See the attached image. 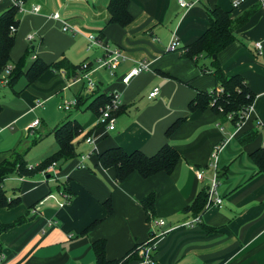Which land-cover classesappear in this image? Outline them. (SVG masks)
<instances>
[{
  "label": "crops",
  "instance_id": "crops-1",
  "mask_svg": "<svg viewBox=\"0 0 264 264\" xmlns=\"http://www.w3.org/2000/svg\"><path fill=\"white\" fill-rule=\"evenodd\" d=\"M129 1L133 21L126 27L108 25L110 0H27L16 15L12 67L29 50L25 70L34 60L47 65L64 58L75 66L91 63L96 91L119 93L122 108L115 129H106L98 123L99 114L88 108L95 93L89 94L83 81L69 85L70 79L53 69L28 87L25 75L14 86L2 84L6 89L0 91V163L14 151L24 152L29 167L44 162L58 150L54 130L68 120L77 121L84 132L75 140V158L57 162L46 174H12L5 180L7 197L19 201L0 209V222L27 220L0 236V264H96L93 244L99 240L106 242L107 259L118 261L151 234L157 236L156 264H264V174L251 158L264 147V5L247 0L233 8L231 0H185L191 6L182 8L179 0ZM13 5L14 0H1L0 16ZM216 7L230 12L233 19L254 10L236 31L235 41L218 55L225 74L242 76L256 96L253 110L239 127L211 109L189 110L199 91L217 87L214 75L199 68L203 64L209 69L210 60L195 61L169 49L174 38L179 48L198 40L209 28L208 10ZM64 23L77 32H65ZM89 34L122 51L125 60L114 75L97 66L103 54L100 48L87 50ZM29 35L34 39L29 40ZM257 42L263 45L262 53L254 47ZM141 61L148 63L149 70L123 84L122 76ZM156 88L159 95L150 98ZM82 97L87 98L71 112L59 109L64 102ZM39 102L43 106L37 107ZM36 119L40 125L28 132ZM179 119L184 122L168 137V128ZM251 130L257 132L255 140L240 144L237 138ZM89 137L93 144L86 142ZM227 140L218 164L224 205L205 209L201 223L187 227L194 216L185 209L199 193L208 191L214 147ZM165 144L181 156L171 174L144 179L133 173L117 183L115 169L99 163V155L112 147L152 156ZM197 171L203 172L202 180ZM61 186L71 191L70 204L63 208L50 198L55 194L62 201L64 192L57 188ZM152 193L154 217L141 206ZM159 220L166 222L167 233L162 234L165 227L157 225Z\"/></svg>",
  "mask_w": 264,
  "mask_h": 264
},
{
  "label": "trees",
  "instance_id": "trees-1",
  "mask_svg": "<svg viewBox=\"0 0 264 264\" xmlns=\"http://www.w3.org/2000/svg\"><path fill=\"white\" fill-rule=\"evenodd\" d=\"M27 0H14V5L0 16V83L4 79H8V86L14 84L23 76L27 77V87L33 84L46 70L66 72L68 79L78 77L84 70L83 64L72 65L66 58L52 65H47L40 60H34V63L25 70L30 50L27 55L23 56L19 62L11 66V51L15 44V33L12 27L17 29L18 22L16 15L20 8L15 2ZM129 0H110L108 11V25L117 24L122 27L128 26L133 17L129 11ZM254 10L244 13L242 16L233 19L230 12L216 7L208 10L210 25L208 30L193 44L179 48L181 57H186L198 61L201 58L210 60L209 69H205L206 65H199L202 72L212 73L216 79L217 87L210 91H199L196 97L190 102L189 110L205 111L211 109L217 114H223L224 117H231L234 125L245 121V114L249 106L254 104L255 94L247 85L242 76H227L223 71L218 55L236 39V31L247 24ZM216 56L214 59L213 57ZM12 68L10 74L6 71ZM92 68L89 63L88 69ZM3 84V83H2ZM95 96L88 108L94 110L99 115L101 109L104 108L111 100L107 94L94 91ZM93 94V93H92ZM90 96V95H89ZM88 96V97H89ZM87 97L77 99L76 107L82 104V100ZM0 103V113L2 111ZM184 122V119L177 120L171 125L166 134L170 137L175 130ZM83 127L75 120H68L54 130V136L58 144V150L44 162L30 169L29 164L25 160V154L21 151H14L9 159L0 163V209L11 208L18 203L19 199H9L4 188L5 180L12 174H18L21 177L33 175L35 173L45 171L50 165L60 162L69 161L77 156L75 140L83 134ZM256 131H247L240 135L237 140L240 144L246 145L255 140ZM179 152L170 144H165L156 154L148 156L140 150L132 153L126 152L123 148L117 146L112 147L99 155V163L102 168H114L116 172V182L122 183L133 173H138L142 178L148 179L158 173L165 172L171 174L180 161ZM251 158L257 166L260 173L264 174V147L255 150L251 154ZM62 189L64 193L71 195V191L66 186L57 187ZM208 200V192L203 191L198 194L194 202L186 209V213H191L194 217L202 215L206 209ZM155 193L149 194L141 201L142 208L150 217L155 216ZM108 210L111 212L112 207L109 202L106 203ZM27 220L23 217L13 224H3L0 222V236L13 226L22 224ZM95 224L89 226L85 233L88 232ZM209 231L211 230L210 228ZM153 236V234H151ZM150 236V237H151ZM137 245L127 256L118 261H109L106 257L105 240L96 241L93 244L96 264H130L134 260H141L138 254Z\"/></svg>",
  "mask_w": 264,
  "mask_h": 264
},
{
  "label": "built area",
  "instance_id": "built-area-1",
  "mask_svg": "<svg viewBox=\"0 0 264 264\" xmlns=\"http://www.w3.org/2000/svg\"><path fill=\"white\" fill-rule=\"evenodd\" d=\"M1 1V0H0ZM247 0H231L233 8H238L240 7L244 2ZM263 5H264V0H259ZM179 4L182 8H188L191 5L187 3L185 0H179ZM15 5L22 9L24 2H15ZM40 10V7L36 6L34 7V11L38 12ZM55 19L59 18L58 14L54 15ZM12 32H16L17 29L15 27H12ZM63 30L65 32H72L75 33L77 32L75 29H73L70 25L67 23L63 24ZM29 40L34 39V35H29L28 36ZM86 39L88 41L87 45V50L91 51L95 48H100L103 51V54L100 58L97 59L96 64L99 68H104L110 71L111 74H115L117 69L119 68L120 64L125 60V56L123 55L122 51L120 49H111L108 45L104 44L101 39L94 34H89L86 36ZM180 47L179 41L177 39H173L170 43L169 49L170 51H177ZM255 49L259 53H262L263 45L260 42H257L254 44ZM89 63H84L83 68L85 71H83L78 77L76 78H71L69 81V85H73L76 82L83 81L86 83V90L89 94L94 93V91L97 89V84L95 81L91 78V72L92 68L88 69ZM11 67L6 71V74L9 75L11 71ZM149 70V65L145 61L138 62L136 65H134L130 70H128L123 76H122V83L125 85H128L131 80L140 75L141 73L148 71ZM65 77H66V72L64 70L60 71ZM4 85H7L8 79H4L2 82ZM160 93V89L156 88L154 89L149 97L150 98H155L158 96ZM111 97L110 102L101 109V114L98 117V123L99 125H102L106 127L108 130H114L115 129V124H116V114L117 112L122 108V99L121 95L119 93H111L109 94ZM77 105V100H74L72 102H64L59 106V109L64 112H71ZM37 107L43 106L42 102L37 103ZM253 110V105L249 106L247 109L245 116L249 115V113ZM232 115L229 116V119H231ZM245 118V119H246ZM41 121L39 119L34 120L28 127L27 131L28 132H34L35 129L40 125ZM242 123L237 124L239 127ZM87 143L93 144L94 139L89 137L86 139ZM228 143L227 141H224L222 143H219L214 147L213 150V155H212V162L210 164L211 169L213 170V174L211 177L210 181V186L208 188V200L206 204V209L210 207H217V208H222L224 205V199L219 195V186H220V177H219V172H218V164H219V157L220 154L223 152L225 149L226 145ZM56 163L50 165L45 171H43L44 174L48 173V171L52 168L56 167ZM32 169V167H30ZM197 178L199 180L203 179V172L202 171H197ZM60 196L62 198V201H59L57 198V195L51 194L50 198H53L58 201V204L61 208L67 206L70 204L71 200V195L67 193H60ZM201 223V215L193 217L190 221L185 223L187 227H193L194 225H198ZM157 225L160 227H165V230L162 234H165L169 231L166 222L164 220H159L157 222ZM156 235L153 234L149 238L148 241L145 243L139 245L138 247V254L141 257V260L139 261V264H156L155 258H154V252L156 249ZM3 256L0 254V261H2Z\"/></svg>",
  "mask_w": 264,
  "mask_h": 264
},
{
  "label": "rangeland",
  "instance_id": "rangeland-1",
  "mask_svg": "<svg viewBox=\"0 0 264 264\" xmlns=\"http://www.w3.org/2000/svg\"><path fill=\"white\" fill-rule=\"evenodd\" d=\"M6 88H4V86H2V83H0V91L4 90ZM8 89V88H7Z\"/></svg>",
  "mask_w": 264,
  "mask_h": 264
},
{
  "label": "water",
  "instance_id": "water-1",
  "mask_svg": "<svg viewBox=\"0 0 264 264\" xmlns=\"http://www.w3.org/2000/svg\"><path fill=\"white\" fill-rule=\"evenodd\" d=\"M214 59L216 58V56L213 57Z\"/></svg>",
  "mask_w": 264,
  "mask_h": 264
}]
</instances>
